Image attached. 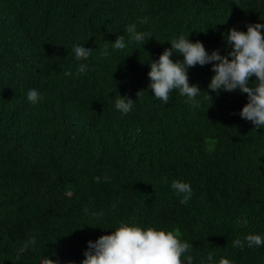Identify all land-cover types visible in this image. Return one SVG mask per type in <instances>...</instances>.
<instances>
[{
    "label": "trees",
    "instance_id": "trees-1",
    "mask_svg": "<svg viewBox=\"0 0 264 264\" xmlns=\"http://www.w3.org/2000/svg\"><path fill=\"white\" fill-rule=\"evenodd\" d=\"M133 22L152 36L142 46L128 40ZM250 22H264V0H0V264L52 252L79 264L86 241L122 219L172 230L192 245V264L209 251L264 264V245L231 243L264 233V127L239 117L246 94L200 97L192 110L176 90L162 104L147 89L148 54L174 34L223 54L221 33ZM117 35L125 48L101 55ZM74 40L93 49L84 73L73 71ZM211 75L208 64L188 69L203 91ZM116 93L135 102L129 113L114 108ZM173 179L190 183L186 201ZM29 231L38 238L17 255Z\"/></svg>",
    "mask_w": 264,
    "mask_h": 264
},
{
    "label": "clouds",
    "instance_id": "clouds-1",
    "mask_svg": "<svg viewBox=\"0 0 264 264\" xmlns=\"http://www.w3.org/2000/svg\"><path fill=\"white\" fill-rule=\"evenodd\" d=\"M147 22V16L140 20V23ZM245 28L246 30L242 31L229 27L225 33H221L228 49L223 54L219 48L206 50L199 39H189V32L187 35L174 34L165 40L170 47L163 48L157 58L150 59L148 54L147 89H150L162 104L167 103L170 93L176 90L192 110L200 107V97L207 99L211 104L212 97L219 96L220 92L238 91L246 94V103L239 109V117L250 122L255 128L264 127V34L261 31L264 29V22L246 23ZM125 32L129 34V42L136 41L141 43V46L152 37L147 31L137 30L135 22L125 25ZM84 41L74 40L70 46L71 54L80 58L73 71L80 73L88 70V64L83 58L89 57L93 52L91 46ZM108 43L113 49H123L126 45L125 36L117 35L113 42L107 41L101 55L108 54ZM173 55L177 58H171ZM206 64L210 65L212 75L207 84L208 91H203L197 83L189 82L188 69ZM26 99L31 104H37L43 99V94L35 87L28 88ZM113 104L121 115H125L133 109L135 102L126 95L116 93ZM93 179L99 180L100 177ZM171 188L177 194H183L181 202L191 196L190 183L185 180L173 179ZM85 211L87 212V209ZM91 215L99 219L104 213L93 212ZM37 238L36 232L29 231L17 246L16 254L19 255L21 250L29 246V242H34ZM231 243L237 248H260L264 245V233L248 232L243 234L242 238L237 235ZM86 245L79 264H192L193 261L192 245L179 238L172 230L141 226L123 219L108 234L100 235L95 240L89 239ZM50 255L54 258L40 255L38 264H61L55 252ZM65 264H76V261H65ZM201 264L235 262L224 256L217 259L209 251L202 257Z\"/></svg>",
    "mask_w": 264,
    "mask_h": 264
}]
</instances>
